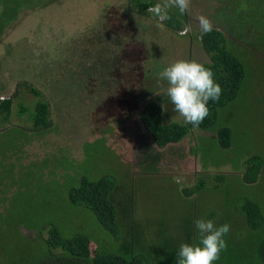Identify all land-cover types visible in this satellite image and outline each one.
Returning <instances> with one entry per match:
<instances>
[{
	"label": "rangeland",
	"instance_id": "374dc122",
	"mask_svg": "<svg viewBox=\"0 0 264 264\" xmlns=\"http://www.w3.org/2000/svg\"><path fill=\"white\" fill-rule=\"evenodd\" d=\"M156 2L163 5L165 0ZM130 5V0H0V22L11 20L19 7L8 26L0 25V101H12L8 115L0 112V231L6 229L2 218L11 210L20 219L19 231L31 238L35 228L25 226L24 218L32 225L55 220L65 236H88L93 253L97 241L106 244L111 235L90 211L69 203L68 190L83 176L108 175L123 194L133 196L135 214L150 231L164 226L166 238L179 239L189 219L227 223L224 254L230 256L222 261L239 257L243 264H257L256 247L250 238L245 244V238L260 232L245 227L240 204L255 198L264 210V163L256 183L243 178L247 159L255 155L264 160V0H190L183 13L170 8L183 19L179 33L186 34L163 25L153 11L142 16ZM200 17L213 27H227V45L240 56L246 72L239 95L218 109L213 128L192 129L173 148L185 151L182 158L173 155L179 164L127 176L132 163L143 152L155 155L156 147L139 130L138 112L127 116L125 103L113 97L120 96L121 87L137 93L145 85L144 76L162 94L167 82L156 75L164 65L181 59L208 62L199 43ZM39 98L49 107L47 129H35L30 120ZM171 118L183 117L174 111ZM222 126L233 132L229 148L220 146L215 132ZM166 156L163 163H172ZM203 172H221L225 178L209 177L205 187L184 193ZM242 238L244 243L237 244ZM199 242L196 230L193 244Z\"/></svg>",
	"mask_w": 264,
	"mask_h": 264
},
{
	"label": "trees",
	"instance_id": "16d2710c",
	"mask_svg": "<svg viewBox=\"0 0 264 264\" xmlns=\"http://www.w3.org/2000/svg\"><path fill=\"white\" fill-rule=\"evenodd\" d=\"M130 3L131 9L142 16H147L150 12L149 9L158 5L156 0H130ZM15 8L16 12L18 7ZM168 16L169 19L162 21L163 25L178 31V34H186V31L179 33L183 30V19L181 21L179 17L176 18L171 10L168 11ZM220 27H213L212 31L202 32L199 36V43L209 56V61L202 64L212 68L215 79L223 90L219 102H209V115L199 127H193L191 124L185 123L184 120V122H180L184 118L179 121L172 120L171 115H173L174 109L171 111V108L168 109L165 106L166 103L171 104L167 91L161 94L156 91L155 87L151 88L145 76L146 81L143 83L145 85H142L137 93L128 92L126 88L121 87L120 96L112 95L116 100L125 103L127 116L138 112L141 123L139 130L144 129V133L156 147L155 155H151L149 151L143 152L139 162L132 163V166L128 168L125 173L127 176H131L133 172L150 174L156 170H162L166 166V169H169L168 166L173 167V165L179 164L180 162L176 163L173 155L178 154L182 158L186 156L185 151L177 153L173 151V148L177 149V144L192 132V129L208 131L213 128L217 121L218 109L225 107L238 97L246 75L245 67L240 56L232 48L230 50L227 45L228 37L225 36V25L221 24ZM143 49L144 47L142 52ZM140 54H137V60ZM146 54L148 56L147 51ZM150 76L154 77L152 74ZM140 78H142L141 75ZM33 93L41 97V93L37 90L34 89ZM11 104L10 98L1 99L0 112H5L8 115ZM24 110V108L21 109V112ZM49 113L46 100L39 98L35 103L34 112L30 115L33 127L47 129L51 125ZM213 130L215 131V129ZM215 132L220 146L229 148L233 135L231 129L222 126ZM166 154L172 157L170 158L172 163H163L166 161L163 158L167 157ZM263 163L264 160L259 156L254 155L247 159L243 178L247 182L256 183ZM209 177L216 181H222L225 178L221 172H203L193 187L185 188L182 191L187 195L193 194L206 186V180ZM118 187V183L116 184L115 180L108 175H102L97 179L83 176L78 186L70 187L68 190L69 203L90 211L97 222L111 235L106 244L97 241L98 246L93 253L90 248L92 241L88 236L80 233L65 236L55 225V220L47 221L42 225H32L28 218H24L22 220L24 225H29L36 231V236L33 238L25 236L17 228L20 219L11 210L10 213H6L1 222L7 227L0 231V242L3 243L0 254L4 259V261H0V264H177L179 246L182 243L193 244V237L197 230L194 218L192 221L189 219L184 222L183 238L168 239L165 237L167 229L164 226L160 228L156 226L152 228V231L149 230V224L135 214L133 196L123 194V190ZM240 208L245 214V219H243L245 227L260 232V234L254 233L253 236L249 235L250 237L245 238L247 240L245 244H248L250 238L256 247L257 264H264V210L255 198L243 199ZM44 229H47L46 238L41 236ZM149 232H152L153 235H149ZM17 234H22L24 239ZM156 238L161 239V242H155ZM245 239H239L237 244L244 243ZM224 251L213 264L244 263V258L239 257L229 258L228 263L223 262L222 257L230 256L226 252L224 254ZM231 257L233 256L231 255Z\"/></svg>",
	"mask_w": 264,
	"mask_h": 264
},
{
	"label": "clouds",
	"instance_id": "9594fccd",
	"mask_svg": "<svg viewBox=\"0 0 264 264\" xmlns=\"http://www.w3.org/2000/svg\"><path fill=\"white\" fill-rule=\"evenodd\" d=\"M190 0H165L163 5L150 8L160 21L169 19L168 10L178 8L185 12ZM203 32L212 31V22L200 17ZM161 82H167V96L174 111L184 118L185 123L199 127L209 115V102H219L222 88L215 79L211 67L195 60H178L158 73ZM200 236L199 244L182 243L177 252V264H213L227 248L225 236L230 232L227 223L216 226L214 221L203 218L195 220Z\"/></svg>",
	"mask_w": 264,
	"mask_h": 264
},
{
	"label": "flooded vegetation",
	"instance_id": "af4514ba",
	"mask_svg": "<svg viewBox=\"0 0 264 264\" xmlns=\"http://www.w3.org/2000/svg\"><path fill=\"white\" fill-rule=\"evenodd\" d=\"M33 3H35V2H33ZM33 3L30 5V6H32L33 5ZM18 9H19V7L17 8V10H16V12L14 13V15L11 17L12 19L10 20H6V19H4V21L3 22H0V25H2V27L4 26V27H6V26H8L12 21H13V19H15L16 18V13L18 12ZM2 11V6H0V12ZM5 24V25H4ZM1 33H2V31H1ZM0 33V34H1ZM0 85H2V83H1V81H0Z\"/></svg>",
	"mask_w": 264,
	"mask_h": 264
}]
</instances>
